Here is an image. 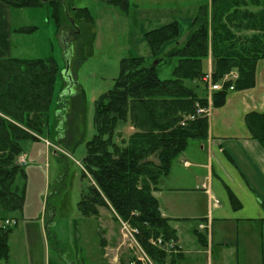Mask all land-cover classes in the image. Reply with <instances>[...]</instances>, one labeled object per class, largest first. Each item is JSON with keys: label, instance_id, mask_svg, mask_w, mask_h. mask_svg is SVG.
Segmentation results:
<instances>
[{"label": "trees", "instance_id": "obj_1", "mask_svg": "<svg viewBox=\"0 0 264 264\" xmlns=\"http://www.w3.org/2000/svg\"><path fill=\"white\" fill-rule=\"evenodd\" d=\"M2 1L14 9H33L46 4L42 0ZM107 2L124 12L130 9L129 0ZM54 11L58 32L68 26L76 32L73 40L84 39L81 64L93 49L95 32L84 33L94 28L95 20L86 8L72 7L69 11L60 3ZM36 30V27H21L16 31ZM240 32L252 34L243 36ZM145 39L153 58H123L113 88L96 100V134L87 142L83 162L86 170L83 178H88V173L94 184L82 195L78 209L90 217L97 216L99 208L112 210L118 223L124 222L136 230V240L156 264H178L151 243L158 238L166 242L177 240L176 230L170 219L162 215L154 192L191 141L208 137V116L198 115L197 111L209 107L208 88L204 84L209 59L213 83L222 81L232 71L238 73L236 80L213 92L212 108L226 105L231 86L235 91L256 87L257 65L264 60V0H211L199 7L184 35L181 36L180 24L173 22L146 33ZM169 42H174L173 46L160 52ZM172 58L177 59L173 77L160 79L157 66ZM155 60L158 65L154 64ZM60 71L53 58L0 59V222L16 219L23 212L25 191L16 186V181L18 176L26 178V174L16 160L25 152V144L36 140L34 134L44 135L48 129ZM74 97L76 117L79 111L85 115L81 88ZM58 101L59 117L64 115L66 103L63 97H58ZM75 105L81 106L79 111ZM70 121L59 141L76 146L84 133L77 136L73 131L68 132L69 127L78 130L75 116ZM245 123L252 138L264 149V111L247 114ZM126 125L135 131L126 143L120 144L117 133ZM12 232L11 226H0V263L10 260ZM197 237L206 246V237L199 233Z\"/></svg>", "mask_w": 264, "mask_h": 264}, {"label": "rangeland", "instance_id": "obj_2", "mask_svg": "<svg viewBox=\"0 0 264 264\" xmlns=\"http://www.w3.org/2000/svg\"><path fill=\"white\" fill-rule=\"evenodd\" d=\"M107 1L54 0L55 3H47L42 7L33 9L12 8L14 11L12 25L16 29L21 27L37 28L32 33L18 32L14 35L13 43L15 47L13 55L20 59L53 58L61 70L57 78L54 99L50 108L48 129L44 135L34 134L36 140L26 143L25 152L16 160L17 164H20L19 160L23 156H26L28 160V163L23 166L26 178L18 176L16 181V186L25 191L23 212L20 213L21 215H16L19 219V225L17 227L16 225L11 226L14 234L18 236L17 239L21 241V243H15L14 236L10 235L9 244L12 246V251L16 255V258H19L17 253L27 239L25 236L26 231L22 229L23 232L19 233L18 230L25 225H27V228L39 226L40 219L38 215L41 208L42 217H44L46 207L49 209V214L52 206L57 208L62 219H60L57 226H53L50 223L51 220L46 222L49 227L50 237H48V240L50 248L57 247V250L68 256L70 261H84L90 264L87 259L90 253H94L93 258H100L95 238L96 233H94L95 231L92 228L88 230L90 224L88 226L87 224H82L81 239L83 242L81 248L77 250L78 252L72 250V232L69 231V227H66L65 224L73 219L76 214L78 215L77 205L82 195L87 193V188L90 185L94 184L92 177L88 173H86L88 178H83V172H86L83 162L87 154V142L91 141L96 134L94 127L96 100L113 88L115 80L119 77L120 63L123 58L145 54V49H148L149 46L146 43L147 41L145 42L146 39L144 40L145 34L155 30V27L159 25L153 22L154 20L156 21V18L158 21L163 19L165 21L170 17H192L193 15L194 19L199 9L198 4L204 5L207 2V0H129L130 9L124 12L120 8L110 5ZM60 3L63 4L65 10L69 11H71L72 7L74 9L86 8L95 20L94 28L86 30L84 33V35H90V33L95 32L93 49H87L88 52L91 51L86 60L81 62V64L79 57L82 54L84 39L80 42L79 38H75L70 42L72 55L68 60L65 59L64 47L60 41V37L64 35L76 37L74 36L76 32L68 26H64L65 28H62L63 30H60V33L58 32L54 9L56 4ZM146 20H148L147 23ZM186 22L189 23V21ZM149 29L150 31H148ZM145 30L148 32L144 34ZM186 30L183 32V35L186 33ZM238 34L249 36L252 33L240 32ZM173 43H166L160 52L163 53L168 48H171ZM209 62L212 67L211 60L207 62V68ZM176 63V58L162 62L159 65L158 61L155 60L154 64L158 65V76L160 79H171ZM66 69L69 70L70 75L74 79L73 81L66 78ZM68 83L70 86H67ZM186 84L190 85L188 82ZM205 86L207 87V84ZM201 87L202 89L204 88L203 84H201ZM65 88H68L67 95L63 97L66 109L63 111L64 115L60 114L58 117V97ZM80 88L84 95L86 114L82 115V112L79 111L81 106L75 105L79 111V115L77 114L76 117L73 105L77 100L74 96L80 92ZM207 88L208 98H211L209 87ZM74 116L77 119L75 125L78 130H73L71 127L67 130L70 133L73 131L74 135L78 134L77 136L84 133V138L76 146L63 145L59 141L61 139L60 135L66 132V127L71 122L70 120H74ZM134 131V128L126 125L117 133V142L120 144L126 143L130 134ZM166 182L168 185L177 184ZM201 205L202 203L198 204V206ZM198 211L199 208L195 212L197 215ZM4 223L5 221H1L0 226L9 227L8 225H4ZM118 225L120 226L118 233L121 241L120 245L127 247L130 251V255L124 257L125 264H127L128 258H131L132 264H143L139 261L143 255L137 248L136 242L138 241L131 229L129 228L132 234L124 229L123 224L119 223ZM186 226L189 228L195 227V222L190 221ZM59 227H61V230ZM204 231L211 245L212 264H237L238 255L241 256V264H264V221L259 222L255 220L247 223L236 222L234 220L229 222L215 221L211 229ZM29 235L28 242L31 245H27L28 254L30 253L32 261L34 259L35 261H39L41 250L37 245L39 243L37 237L39 236L36 232L33 235ZM185 238L187 243H189V238L195 239L190 233L186 234ZM238 241L240 252L236 248ZM152 242L155 243V240H152ZM193 244L195 243L191 241V245ZM155 246L169 255L170 258L176 259L182 252L181 245H178L176 241L166 242L163 240L162 244ZM204 248L205 251L209 249ZM145 253L150 261L156 264L146 251ZM112 255L116 254L112 253ZM194 257L198 259L194 261L190 260L189 264L206 263L207 254H197ZM1 264L4 263L2 262Z\"/></svg>", "mask_w": 264, "mask_h": 264}, {"label": "crops", "instance_id": "obj_3", "mask_svg": "<svg viewBox=\"0 0 264 264\" xmlns=\"http://www.w3.org/2000/svg\"><path fill=\"white\" fill-rule=\"evenodd\" d=\"M207 3H210V0H207L205 4ZM13 13V9L0 0V59L17 58L13 55L15 47L13 38L18 33L12 25ZM193 17L192 15V17H170L165 21H163L164 19L158 21L157 18L156 21L152 20L155 24H159L155 29L177 21L182 28L180 29L182 36L187 27L191 25ZM147 22L148 20H146ZM148 31L145 30L144 34ZM60 41L64 47L65 59L68 60L72 55V47H70L72 38L64 35L60 37ZM141 57L153 58L149 46ZM210 68L209 62L208 69ZM65 90L67 91L68 88L63 89L60 94ZM263 111L264 60L257 65L256 87L245 91H233L228 96L225 106L217 109L211 108L208 115V137L205 140L191 141L186 151L173 161L170 173L160 179L154 195L159 201L162 215L170 219L171 226L176 230V242L182 247V252L176 258L178 264H189L190 260L198 259L194 257L197 254H207L206 263L212 264L209 239L204 233L205 231L199 228L208 220L211 222L210 229L215 221L234 220L241 223L255 220L264 221V149L252 138L245 123L247 114ZM166 181L177 184L168 185ZM214 199L220 201V204L216 205ZM199 203L202 205L198 206ZM198 208L197 215L195 212ZM48 210L46 207L45 215L42 217L41 208L38 215L39 226L27 228L25 225L18 230L19 233L23 230L26 231L25 246L23 245L19 249L17 253L19 258H16L10 245V260L3 262L4 264H87L84 261H70L68 256L57 250V247L50 248L49 227L46 222L51 220L50 223L57 226L62 216L55 206H52L49 214ZM79 214L80 216H78ZM78 215L76 214L73 219L65 223L66 227H69V231L72 232V250L78 252L77 250L81 248L83 242L81 239L82 224H87V226L90 224L88 230L92 228L96 233L95 238L100 258H93L94 253H90L87 256L89 263L125 264L124 257H128L130 251L127 247L120 245L121 241L118 235L120 226L115 218V213L107 208H100L97 216L90 217L83 215L78 209ZM16 219L17 227L19 219ZM190 221L195 222V227L186 226ZM207 224L209 225V223ZM59 229L61 230V227ZM34 232L39 236L37 237L39 239L37 245L41 249L39 261H35V259L32 261L27 250V245H31L28 242V236H30L29 234L33 235ZM188 233L195 237V239L189 238V243L185 238ZM198 233L206 237V246H202L198 241ZM11 236H14L15 243H21L14 232ZM191 241L195 244L191 245ZM204 247L209 249L205 251ZM236 248L240 252L239 241ZM130 250L133 252L132 249ZM112 253L116 255H112ZM25 256L27 257L24 258ZM241 261V256L238 255L237 264H241ZM130 263L131 258H128L127 264Z\"/></svg>", "mask_w": 264, "mask_h": 264}, {"label": "built area", "instance_id": "obj_4", "mask_svg": "<svg viewBox=\"0 0 264 264\" xmlns=\"http://www.w3.org/2000/svg\"><path fill=\"white\" fill-rule=\"evenodd\" d=\"M231 76H232L233 78H236V77H237V74H236V73H232ZM205 80H206V81H210V80H211L210 75L206 76ZM212 89H213V90H220V89H222V85H220V84L213 85V86H212ZM231 89H233V87H231ZM207 112H208V109H201V108H200V109L198 110V114H200V113H203V114H204V113H207ZM19 162H20V164H26V158H25V157H22V158L19 160ZM204 188H205V185H204ZM213 201L215 202L216 205L219 204V201H218V200L214 199ZM6 223H7V224H11V223L14 224L15 222H9V221H7ZM123 226H124V229H126L128 232H130L129 227H128L126 224H123ZM200 228H201V229H205V228H206V225L203 224V225L200 226ZM131 231H132L133 234L135 233V230H131ZM130 233H131V232H130ZM132 233H131V234H132ZM162 243H163V240H162V239H158L157 241H155V243L153 242L154 245L162 244ZM136 244H137V248L139 249V251H141V253H142V255H143V256L140 257V260H139V261H141L143 264H153V262L150 261V259L148 258V256L146 255V253H145V251L142 249V247L139 245V243L136 242Z\"/></svg>", "mask_w": 264, "mask_h": 264}, {"label": "water", "instance_id": "obj_5", "mask_svg": "<svg viewBox=\"0 0 264 264\" xmlns=\"http://www.w3.org/2000/svg\"><path fill=\"white\" fill-rule=\"evenodd\" d=\"M43 2H48V1H50V0H42Z\"/></svg>", "mask_w": 264, "mask_h": 264}, {"label": "flooded vegetation", "instance_id": "obj_6", "mask_svg": "<svg viewBox=\"0 0 264 264\" xmlns=\"http://www.w3.org/2000/svg\"><path fill=\"white\" fill-rule=\"evenodd\" d=\"M71 38L73 39V37L71 36Z\"/></svg>", "mask_w": 264, "mask_h": 264}]
</instances>
